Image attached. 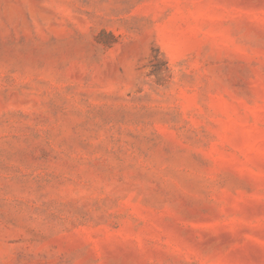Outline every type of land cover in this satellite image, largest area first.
<instances>
[{"label":"rangeland","instance_id":"1","mask_svg":"<svg viewBox=\"0 0 264 264\" xmlns=\"http://www.w3.org/2000/svg\"><path fill=\"white\" fill-rule=\"evenodd\" d=\"M0 264H264V0H0Z\"/></svg>","mask_w":264,"mask_h":264}]
</instances>
